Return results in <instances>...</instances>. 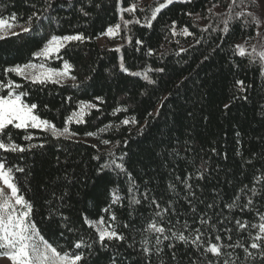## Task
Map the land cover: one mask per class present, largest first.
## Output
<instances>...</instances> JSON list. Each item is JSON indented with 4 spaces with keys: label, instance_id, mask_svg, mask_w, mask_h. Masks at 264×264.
<instances>
[{
    "label": "trees",
    "instance_id": "trees-1",
    "mask_svg": "<svg viewBox=\"0 0 264 264\" xmlns=\"http://www.w3.org/2000/svg\"><path fill=\"white\" fill-rule=\"evenodd\" d=\"M136 3L0 0V17L15 14V25L31 28L0 39V82L19 83L25 103L36 104L35 113L58 129L81 101L96 104L82 123L69 122V131L80 137L95 132L109 141L100 145L9 126L5 141L10 134L26 150H0V159L23 169L15 176L33 204L32 220L41 234L58 250L82 253L81 264H264L260 249L250 247L259 231L252 225L264 215V68L261 59L236 49L255 38V3L173 0L155 19L152 11L166 0ZM131 5L134 12L124 11ZM33 13L40 18L29 25ZM121 17L133 22L125 28ZM117 24L120 46H100L98 38ZM184 28L191 35H182ZM77 33L86 39L69 42L60 58L46 61L57 69L65 60L72 64L71 83H33L5 73L40 63L33 53L52 35ZM132 118L136 123H121ZM112 159L123 170L102 168ZM114 193L120 197L116 202ZM85 217H103L124 239L102 243ZM173 233H183L187 242ZM198 234L200 241L193 243ZM81 239L84 244L76 249ZM209 242L221 245L222 255L205 252Z\"/></svg>",
    "mask_w": 264,
    "mask_h": 264
},
{
    "label": "snow or ice",
    "instance_id": "snow-or-ice-1",
    "mask_svg": "<svg viewBox=\"0 0 264 264\" xmlns=\"http://www.w3.org/2000/svg\"><path fill=\"white\" fill-rule=\"evenodd\" d=\"M173 0H166V3H161L158 8L152 11V19L157 17V14L161 9L165 8L168 4H171ZM235 4V0H232ZM243 3V0H241ZM232 7V5H229ZM82 10V9H81ZM136 10L135 5H131L129 8L124 9L127 12H134ZM83 11V10H82ZM86 15V13H85ZM237 17L242 15V13H237ZM35 17L39 20V16L33 13L29 16V25ZM232 17H229L231 19ZM123 20V17H121ZM15 14L11 16L10 19H5L0 17V39L5 38L7 35H17V33L10 31L15 27ZM252 21L260 27L264 25V21L258 19L255 15L252 16ZM133 21L123 20V25L126 28ZM151 20L147 21L148 25H151ZM135 23H140L136 20ZM225 27L224 31H228V20L224 21ZM121 25L117 24L115 28L109 27L105 33L102 35L114 36L120 31ZM175 21H173V34L175 35ZM21 30L27 33L31 30L29 27L21 26ZM182 35H191L187 28L181 30ZM86 38L83 34L77 33L74 35H52L50 39L44 44V46L33 53L35 57L40 59V63H32L31 61L24 65H16L10 68L4 69L5 73H15L17 76H21L26 80H31L33 83L45 84L48 82L61 83L65 78H70L73 81L76 79L75 76L71 75V70L73 65L67 60L64 61L62 68H52L47 66L46 61L53 56L59 57L61 49L65 48L69 42L73 41H84ZM137 44H141L142 41H137ZM199 43V41H197ZM239 55L244 56L246 50L243 45L236 46ZM184 51V49H181ZM253 53L258 55L261 61H264V51L256 53L253 49ZM151 54V50L149 52ZM252 55V53H249ZM120 67L123 71H127L123 60H121ZM156 71H163V69H156ZM135 75H140V73H135ZM147 73H145V79H147ZM152 82V81H150ZM238 84H243L242 81H237ZM21 88L19 83L9 79L7 83L0 82V150L4 152H24L26 149L17 143H15L11 135H8L7 142L5 141L4 134L9 126H13L16 129H43L45 131H50L53 137L65 136L66 134L75 135V133L69 132L68 123L75 120L76 123H82L85 115L90 109L96 108L97 105L87 101H81L78 105V111L73 112L65 121V126L63 129H58L55 124L49 120L41 119L39 115L35 113L37 108L36 104L25 103L23 97L26 95L24 92H19L18 89ZM6 91V94H4ZM97 100H102L101 97H96ZM227 108L228 105H225ZM114 111H120L119 108ZM124 125L129 123H136V119L131 120L125 119L121 122ZM109 126L101 128L98 132H103ZM88 136H96L97 133L89 132L86 133ZM25 140H31V135H26ZM102 143H109V141L104 140ZM42 146V145H41ZM29 148L36 147L35 145H29ZM95 147V145H93ZM115 166L123 170V164L116 163L115 159L107 162L103 167ZM23 169L14 166H9L5 159H0V256L7 257L11 264H81L83 261V254L80 252H69L58 250L57 247L53 246L45 237L41 234L36 223L32 220L33 214V204L30 200L25 198V194L18 186V181L15 176L16 172H22ZM253 191H255L253 189ZM120 199L119 195L113 194L114 202ZM134 202L138 203L139 201ZM155 202V201H154ZM251 203V201H249ZM227 207H233V205H227ZM115 220V216L111 217ZM261 223L258 225H252V227H258L259 231L253 238V242L250 247L252 249H260V256L264 257V245L259 243L264 239V215L261 216ZM86 224L90 227L96 229L99 240L103 243L105 240L111 241L113 239L123 240L124 237L121 235L111 224H106L103 217L97 221H90L85 217ZM238 226L243 229L246 224L237 221ZM187 226V225H185ZM149 228L155 232L163 233V227H157L156 224H150ZM197 233L199 230L197 229ZM174 236L180 241L187 242L188 237L183 233L177 235L173 233ZM201 236L198 234L193 243L200 241ZM216 240L219 241L220 237L217 236ZM157 239V243H159ZM84 241L81 239L77 241L74 245L76 249H80ZM229 247H232L229 245ZM243 247V245H240ZM150 249L144 248V252H149ZM246 255L251 256L252 253L248 251V248H244ZM205 252H211L215 256L222 255L221 245L217 243H208L205 248ZM224 264H229L227 260Z\"/></svg>",
    "mask_w": 264,
    "mask_h": 264
},
{
    "label": "rangeland",
    "instance_id": "rangeland-1",
    "mask_svg": "<svg viewBox=\"0 0 264 264\" xmlns=\"http://www.w3.org/2000/svg\"><path fill=\"white\" fill-rule=\"evenodd\" d=\"M152 0H137L136 6L138 7H143L145 4L150 3ZM255 3L256 9L251 11V16L255 15L258 19L261 21H264V0H252ZM256 25V24H255ZM116 25L111 26L115 28ZM21 30V27L18 25H15L10 31L17 33L18 31ZM107 31V30H106ZM10 35V34H9ZM98 44L100 46H105L109 48H118L120 46V39L118 37V34L114 36H107V35H102L101 37L98 38ZM237 45H243L246 54L250 57H257L260 59L258 55L253 53V49L256 50V53H259L261 51H264V25L257 27L256 25V35L253 41L251 42H239ZM249 53H252V55H249ZM263 68H264V61H262ZM62 68V67H61ZM73 80L70 78H65L60 84H66V83H71ZM78 111V108L75 110ZM75 120L73 119V121ZM50 133V131H48ZM70 132V131H69ZM72 133V132H70ZM60 137H67V138H73V139H83L85 141H89L92 143H98L100 145H103L102 141L97 137V136H77V135H70L66 134L65 136H60ZM97 221V220H96ZM0 264H11L9 259L4 256H0Z\"/></svg>",
    "mask_w": 264,
    "mask_h": 264
}]
</instances>
